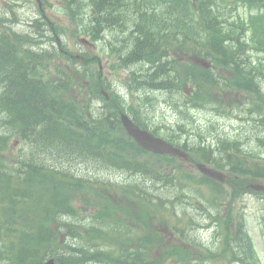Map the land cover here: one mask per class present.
Listing matches in <instances>:
<instances>
[{"label":"trees","instance_id":"1","mask_svg":"<svg viewBox=\"0 0 264 264\" xmlns=\"http://www.w3.org/2000/svg\"><path fill=\"white\" fill-rule=\"evenodd\" d=\"M97 2L101 4L105 0H97ZM209 5L210 1L204 0H199L197 5L192 3L191 0H166L164 4L166 12L164 10L155 12V16L152 18L148 17V11L143 13L137 23L138 33L134 40L135 51L133 55L144 52V54L153 56L156 47L164 45L169 37L180 35L178 33H181V31L187 39L193 40V38H196L193 35L196 28L191 20H188L187 10L190 11L191 8L199 7L208 11ZM154 7L155 4L153 3L152 8ZM207 11L203 12V23L200 28L204 35L201 36V39L209 41V46L213 48L212 55L215 62L218 61L225 68H234V71L246 67V62L241 57L235 56L236 52H233L229 47L228 50L224 48L223 27H221L219 18L212 16V12L207 13ZM255 31L254 38L258 39L262 36L259 29ZM232 34H234V31H228V37ZM151 36H158V38L153 40L155 37L152 39ZM201 45L203 44L201 43ZM14 62L16 63L1 64V73L8 80L9 102L12 104L13 112L17 115V118L24 122L26 128H33L31 135L34 134L37 137L40 150L47 148V152H44L47 156H51L52 152H60L64 149L63 147L68 146L71 150H75L73 155H78L77 152L80 151H98L97 147L99 145L92 142L91 138L95 135L99 137L104 134L100 125H105V122L104 118H101L103 116L101 111L93 107V98L86 96L83 105H79L68 96L70 84L32 80L29 77L30 71L27 66L23 65V62L15 60ZM249 75L254 77L256 73H249ZM240 76L241 79L237 78L235 80L236 84H243V80L246 79L244 75ZM196 82H198L197 79ZM87 93L92 96L97 95V91L88 90ZM227 151L224 150V152ZM94 157L96 159L99 156ZM228 158L231 160L232 156L230 155ZM99 161L105 164L111 163L109 158H100ZM73 164L76 169H78L77 167L86 166L82 158L75 160ZM54 165L57 168L61 167L59 162H55ZM236 169L241 173L238 163H236ZM63 170L66 169L63 168ZM217 185V190L223 193L224 190L220 188L219 184ZM44 205V201H39L34 205L38 210L43 209L47 214L43 218H38V230H36L37 228L29 231L21 230L18 234L20 238L19 254L22 257L36 260L42 246L55 245L58 248L60 246L59 239L64 233L69 232L65 224L59 222L56 216L57 211L63 209L60 199L55 208H43ZM53 218L59 222L56 228L49 226ZM63 248L65 249L66 246H63ZM79 253L80 255L71 259L73 264H81L84 259L95 256L87 251H79ZM171 253L180 255L181 252L179 248H174ZM59 259L61 263L69 264L67 258L60 256ZM112 259L116 261L115 257Z\"/></svg>","mask_w":264,"mask_h":264},{"label":"rangeland","instance_id":"2","mask_svg":"<svg viewBox=\"0 0 264 264\" xmlns=\"http://www.w3.org/2000/svg\"><path fill=\"white\" fill-rule=\"evenodd\" d=\"M56 3V2H55ZM228 8H226V10L228 11ZM49 14L52 16V18L54 19H60V18H63V13L61 11L58 10V8H53L52 11H49ZM241 15V14H240ZM242 16V15H241ZM225 25L228 26V20H225ZM241 35L242 33L240 31H237L235 32L234 34H232L230 36L231 40L233 42H236V41H242L243 39L241 38ZM67 42H68V46L74 50L75 52H82V51H88L90 50L91 51V48H92V45H89V46H85L84 44L82 43H79V44H76L72 39L70 38H67L66 39ZM107 44V42L105 40H102L99 44H98V48H96L93 52L94 55H99L104 59L106 58H111V57H108L107 54H108V51L107 50H103L102 47H105ZM244 45L247 49H251L252 48V44L250 43V45H246L245 42L242 44ZM239 51L238 49H236L235 52ZM254 54H255V61L257 63H264V60H263V55H264V51H262V53H259L257 57V53L255 52V50H251ZM251 52V53H252ZM246 55V54H244ZM111 56L112 57H115L113 56V51H111ZM106 57V58H105ZM260 59V61H259ZM114 61L109 65V67H107V69L109 68H112V65H113ZM111 70V69H110ZM113 71V75L110 76V81L113 82L114 84H119V83H123V78L120 79V75L118 74V72L114 71V70H111ZM105 74L107 75V71L105 72ZM127 81V80H126ZM128 82V81H127ZM127 95H131L129 94V92H127ZM160 95V94H159ZM132 96H136L134 93H132ZM154 96V93L153 95ZM164 96H165V99L167 100L163 105H161V107L159 108V111L157 112H154V118L155 120H160L162 115L164 114L165 111H168L169 113V120L171 121L172 119H175V112L171 109L170 105L169 104H174V100H170V95H168V93H164ZM169 100V101H168ZM237 101H240L237 100ZM135 102V101H133ZM190 105H187V109L185 110L184 109H179L178 112H180V114L183 113V116L184 117H187L190 115L189 113V110H190ZM174 107V106H173ZM206 116L210 117V118H213L215 119L216 121H218V118L215 117L216 114H210V113H205ZM205 115L203 114H200L199 112H194L193 114V117L195 116L197 119H200V120H205L207 119V117H205ZM137 118L140 119L141 116L137 115ZM209 118V119H210ZM224 123H226L228 126L231 127V124L232 122L231 121H225ZM189 124V129H197V127L192 124L191 122H188ZM223 124V123H222ZM201 126L203 127V129H206L209 124L207 123H201ZM13 137L9 138L8 139V147L12 153V155H15V156H20V155H23L25 154V145L21 144L20 140L19 139H16V141H13ZM154 163H151L152 165H155L158 167V165H160V162L156 161L155 159L153 160ZM190 168H193L192 165H189ZM243 202L245 203V206H246V209H245V213H247V222H248V227H249V231H250V234L251 236L253 237L259 251H260V254L259 255L260 257L262 256L263 260H264V237H263V234H262V220H261V202L254 196H247L245 197V199L243 200ZM185 211H188L187 212V215L190 214L189 212V209H186ZM186 220V219H184ZM199 223L202 225V220L199 218ZM198 238H201V239H204L206 242H210L212 243L213 242V236H212V232H209V233H204L202 232L201 228H200V231H199V237Z\"/></svg>","mask_w":264,"mask_h":264},{"label":"bare ground","instance_id":"3","mask_svg":"<svg viewBox=\"0 0 264 264\" xmlns=\"http://www.w3.org/2000/svg\"><path fill=\"white\" fill-rule=\"evenodd\" d=\"M84 167H86V166H81V167H77L78 169H82V168H84ZM249 259L253 262V257L250 255L249 256ZM245 263H247V259H246V256L244 257V260H243Z\"/></svg>","mask_w":264,"mask_h":264}]
</instances>
